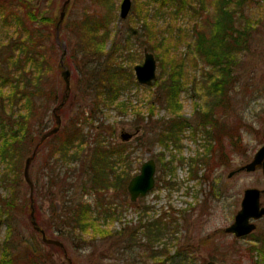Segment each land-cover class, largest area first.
Masks as SVG:
<instances>
[{"label": "trees", "instance_id": "1", "mask_svg": "<svg viewBox=\"0 0 264 264\" xmlns=\"http://www.w3.org/2000/svg\"><path fill=\"white\" fill-rule=\"evenodd\" d=\"M49 1L51 0H0V185L9 190L8 196L0 193V264H20L21 261L23 264H51L52 260L50 252L42 248L54 246L37 240L33 235L30 236V241H26V254L14 251L16 242L22 239L21 236L14 235L16 224L13 222L12 212L17 205L15 198L18 184L22 180L23 159L35 152L32 163L40 150L49 146L40 166L35 170L32 191L44 196L49 202L50 213L47 220L41 222L38 215L32 218L37 221L36 224L31 221L33 233L41 234V231L49 230L71 243L105 238L113 233L106 227L107 220H115L117 215L108 190L115 191L114 195L122 192L124 199L126 183L135 174L132 171L139 168L141 161L139 154L133 156L138 149L136 140L134 145L133 142H115L113 124L101 122L94 125L96 114L102 109H114L118 113L130 112L136 125L141 123L140 120L151 119L155 114L154 102L148 101L147 114L142 118L136 104H132L128 98V85L142 89H150V86H140L133 79V65L138 59L137 49L115 43L116 31L114 26H109L113 18L117 19L116 3L114 0H97L104 11L99 9L84 12L75 24H69L67 31L72 36L76 35V43H73V47L69 46L67 38L61 37L63 40L61 39L60 44L66 45V55L63 57L60 54L55 61L57 72L61 71V65L71 69L72 86L80 91L87 109L78 110L77 115L59 127L57 132L44 141H39L41 134L49 127L50 115L47 112H51L50 106L58 105L57 112L61 110L62 113L60 102L64 99L58 96L52 82L47 89L43 88L47 74L52 69L47 52L54 50L58 34L67 26L60 16L46 15L42 11L43 7H39L40 3L47 5ZM153 1L158 3L161 21L164 14L175 16L185 11L202 14L208 9L204 6V0ZM242 1L210 2L213 8L211 21L203 19L200 24V27L210 24L205 32L208 33L207 36L201 28H192L193 53L196 52L215 70L205 91L208 96L213 97L211 108L225 105L224 96L235 65L234 54L245 49L248 23L246 21L245 26L237 28L234 22L238 7V16L246 17L241 11ZM67 5L64 2L63 8L66 9ZM135 11L136 7L132 12ZM142 13L140 34L145 36L142 41L147 44L158 63H163L162 55L166 56H163L164 59L167 56L170 58L167 60L168 70L161 85L162 96L158 101L162 103L165 112L171 115L161 122L159 141L164 144L176 142L180 139L179 134L189 127L182 116L180 100V93L185 86L182 74L185 59L176 57L179 54L176 52L171 25L162 28L158 22L150 23L146 12ZM136 30L137 28H130L133 34ZM178 30L177 36L183 32L181 26ZM128 37L132 35L129 33ZM128 37L125 38L127 44ZM108 42H111L109 46ZM69 47H76L79 56ZM165 64L162 65L163 68ZM158 82L156 78L151 85H157ZM62 90L66 92L65 87ZM210 111L204 113L205 121L201 124V127L208 126L204 132L207 136L206 152L201 157L197 155L189 158L194 175L198 172L197 165L204 166L207 163L204 155H214L212 148L216 149L217 146L223 149L221 138H225L235 149H239L241 145L240 134L234 128H224V122H220L219 118L214 119ZM221 149L218 148L217 151ZM212 162L213 160L208 161L207 164L211 167ZM227 162L228 159L224 158L222 163ZM205 175L204 172L202 177ZM77 179H80V194H93L94 204L74 198L73 180ZM103 197L107 198L105 204L98 201ZM31 199L32 196L28 198L29 203L32 202ZM56 199H60L59 209L55 204ZM163 220L164 218H159L148 223L146 230L147 234L154 237L152 240L159 239L162 231L167 230L168 223ZM2 226L5 229L3 235ZM246 237L253 241L249 248L251 252H248L250 257L254 255L257 257V264H264V230L259 235L252 232ZM178 257L180 260L173 261V264H190L184 254Z\"/></svg>", "mask_w": 264, "mask_h": 264}, {"label": "rangeland", "instance_id": "2", "mask_svg": "<svg viewBox=\"0 0 264 264\" xmlns=\"http://www.w3.org/2000/svg\"><path fill=\"white\" fill-rule=\"evenodd\" d=\"M120 1L114 0L117 19L113 18L109 27L114 26L116 31V45L137 49L138 59L135 64L143 61L144 48L148 50L147 44L142 41L145 36L140 34L142 32L140 25L143 20L140 13L146 12L147 20L154 24L158 22L162 28L168 24L171 25V33L175 35L173 41L177 46L176 52L179 54L176 57L185 59L182 72L185 86L180 93V100L181 113L189 127L179 134L180 139L176 142L169 141L164 144L159 141L161 122L169 119L171 115L165 112L162 103L158 101V98L162 96L161 85L167 74L169 56L165 60L163 56H166L162 55L163 63H158L154 56L158 84L150 85V89L136 88L135 85L130 84L129 89H126L128 98L132 104H136L142 118L147 114V102H154L153 117L144 118L139 121L140 124L136 125L134 116L130 112L118 113L114 109H102L96 114L94 122V125L101 122L113 124L116 142H124L119 137L121 131L133 132L139 128L138 133H134L130 141L134 145L135 140H138L136 141L138 149L133 156L139 154L141 163L148 158L155 160L154 187L135 202L129 200L128 194L122 199V193L114 195L115 191L108 190V195L112 196L109 199L111 198L117 214L115 220H107L106 227L113 231L109 236L71 243L66 238L58 237L56 233L46 230L43 231L46 238L57 240L62 245L52 244L54 247L43 246L42 249L50 252L51 264H173L172 262L180 260L178 256L183 254L189 259L190 264H205L208 260L223 264H257V257L253 255L251 258L248 253L251 252L249 248L253 242L252 239L245 236L235 237L233 234L226 233L224 228L233 221L240 207L244 189L255 187L264 190V177L260 168L252 172L241 171L229 176L231 171L248 162L259 146L264 144V0L242 1V8H240L246 16L244 17L245 22L244 18L238 16L239 7H236L234 18L236 27L245 26L246 21L248 23L245 49L234 54L235 65L232 67L231 80L227 84L224 96L225 105L220 104L212 108L213 97L208 96L205 91L215 70L196 52L193 53L194 39L191 36L194 34L192 28L197 30L201 28L206 34L210 24L201 27L200 24L203 19L211 21L213 8L210 2L214 0H204V6L208 9L206 12L205 9L202 14L190 11L175 16L164 14L162 21L157 10L158 3L156 4L153 0H131V8L127 17L121 19L119 17ZM49 2L47 5L40 3L39 7H43L42 11L46 15L60 16L66 21L67 26L58 34L54 50L46 51L47 55H50L52 69L47 74L43 88L47 89L52 82L58 96L64 98L60 102L62 113L61 110L57 112L58 105L50 106L51 112H47L50 115L48 129L55 126L56 115H59L61 119L59 127H62L70 118L77 115L78 110L87 109L86 104L82 102L80 91L72 86V71L69 76L70 92L62 90L65 84L61 73L64 67H67L64 65L60 72H57L55 68V61L58 60L59 55L62 53L63 57L66 55V45L60 44L63 40L61 37H66L69 46L73 47V43H76L74 41L76 35L72 36L67 31L69 24L72 26L84 12L99 9L101 12L104 11L97 0H51ZM64 2L68 4L66 9L63 8ZM135 7L136 11L132 12ZM180 26L183 32L177 36ZM131 27L137 28L136 33H131ZM129 33L132 37H128ZM126 37H128V44L125 42ZM110 43L108 42V46ZM69 49H74L75 54L79 56L76 47H69ZM163 64H165L164 68ZM133 79L135 80L134 73ZM207 110H211L210 114L214 119L219 118L220 122H224V128L227 130L234 128L235 132L240 134L241 145L239 149H235L225 138H221L223 149L217 146L216 149L212 148L214 155H204L205 162L213 160L211 167L207 163L204 166L197 165L198 172L194 175L193 168L189 165V158L197 155L201 157V154L206 152L207 136L204 132L208 126L201 127V124L205 121L204 113ZM48 148L49 146H46L40 150L30 165L29 174L32 181L35 177V170L40 166ZM218 148L221 149L219 152ZM224 158L228 159L227 163H222ZM218 159L219 163H217ZM24 161L23 159L22 166H24ZM138 171L139 168L133 169L132 173ZM204 172L206 175L202 177ZM19 183L15 198L17 205L12 214L13 222L16 224L14 235L17 234L22 239L16 242L14 251L24 255L27 249L26 241H30L31 235L37 240H42L41 234L32 231L31 221L33 224L37 222L32 218L38 215L40 222L47 220L50 210L49 202L44 199V196L29 188L23 175ZM73 184L72 192H74L75 199L94 204L93 194H80V179L73 180ZM0 193L8 196L9 190L0 185ZM31 196L32 202L29 203L28 198ZM58 200L55 204L59 209ZM106 200L107 198L103 197L98 201L105 204ZM261 203L264 204V193L261 195ZM159 218H164L163 222L167 221V230L162 231L159 239L152 240L154 237L147 234L146 229L151 220ZM255 223L256 229L253 232L259 235L264 230V217ZM4 230L2 226L1 235L4 234ZM20 264L23 262L21 261Z\"/></svg>", "mask_w": 264, "mask_h": 264}, {"label": "water", "instance_id": "3", "mask_svg": "<svg viewBox=\"0 0 264 264\" xmlns=\"http://www.w3.org/2000/svg\"><path fill=\"white\" fill-rule=\"evenodd\" d=\"M131 8V0H121L119 4V17L124 19L127 17ZM63 55V53H62ZM133 72L136 81L140 85L150 86L156 79V60L154 55L144 48L143 61L133 66ZM62 78L64 80L66 91L69 90V69H63ZM59 106H57L58 108ZM61 119L59 115L55 116V126L43 132L40 136V142L44 141L50 135L57 132ZM132 137L131 132L121 131L120 138L126 141ZM35 152L25 158L23 166V178L29 188L33 189V182L29 174V168ZM260 168L264 177V144L259 146L252 158L245 164L239 166L236 170L231 171L229 176L234 173L246 171L252 172ZM156 163L153 158H148L141 165L139 172L134 174L127 182L126 189L129 195V200L135 202L138 198L144 197L153 187L155 182ZM263 189L249 187L243 190L240 207L236 211L233 221L224 228L226 233L234 234L235 237H241L253 232L256 228L255 221L264 217V204L261 203V195ZM41 239L47 244H54L61 246L62 243L46 238L43 231H41ZM205 264H223L215 260H208Z\"/></svg>", "mask_w": 264, "mask_h": 264}, {"label": "flooded vegetation", "instance_id": "4", "mask_svg": "<svg viewBox=\"0 0 264 264\" xmlns=\"http://www.w3.org/2000/svg\"><path fill=\"white\" fill-rule=\"evenodd\" d=\"M133 73H134V72H133ZM134 76H135V75H134ZM135 80H136V78H135ZM136 82H137V81H136ZM137 83H138V82H137ZM139 85H140V84H139ZM143 86H144V85H143ZM138 129H139V128H137L135 131L131 132V133H132V137H131V138H133V134H134V133H135V134L138 133ZM123 131H124V130H123ZM119 137H120V136H119ZM131 138L128 139V140H126V141H124V142L129 143L130 141H132ZM120 139H121V138H120ZM114 140H115V135H114ZM136 141H138V140H136ZM115 142H116V141H115ZM154 161H155V160H154ZM143 162H144V161H143ZM143 162H142V163H143ZM142 163H141V164H142ZM141 164H140V165H141ZM139 169H140V166H139ZM138 172H139V171H138ZM138 172H137V173H138ZM155 172H156V171H155ZM135 174H136V173H135ZM131 177H132V176H131ZM154 178H155V177H154ZM155 180H156V179H155ZM127 182H128V181H127ZM126 185H127V183H126ZM154 185H155V182H154ZM120 193H122V192H120ZM263 193H264V192H263ZM126 194H128L127 189H126ZM128 196H129V195H128ZM262 218H263V217H262ZM260 219H261V218H260ZM258 220H259V219H258ZM256 221H257V220H256ZM233 235H234V234H233ZM247 235H248V234H247ZM247 235H244V236L246 237ZM42 242H43V241H42ZM44 243H45V242H44Z\"/></svg>", "mask_w": 264, "mask_h": 264}]
</instances>
